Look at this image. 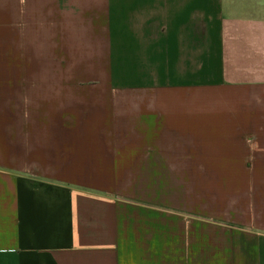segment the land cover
<instances>
[{"label":"crops","instance_id":"0c3cea01","mask_svg":"<svg viewBox=\"0 0 264 264\" xmlns=\"http://www.w3.org/2000/svg\"><path fill=\"white\" fill-rule=\"evenodd\" d=\"M0 264H264V0H0Z\"/></svg>","mask_w":264,"mask_h":264},{"label":"rangeland","instance_id":"374dc122","mask_svg":"<svg viewBox=\"0 0 264 264\" xmlns=\"http://www.w3.org/2000/svg\"><path fill=\"white\" fill-rule=\"evenodd\" d=\"M116 84H117V81L114 82V85H116Z\"/></svg>","mask_w":264,"mask_h":264}]
</instances>
